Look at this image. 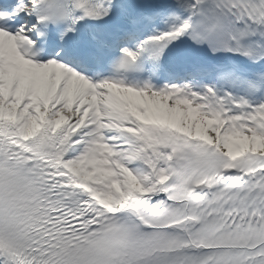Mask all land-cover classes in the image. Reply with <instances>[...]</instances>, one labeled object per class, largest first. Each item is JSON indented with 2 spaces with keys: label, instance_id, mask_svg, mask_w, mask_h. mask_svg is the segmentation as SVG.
I'll return each mask as SVG.
<instances>
[{
  "label": "snow or ice",
  "instance_id": "6c2138e0",
  "mask_svg": "<svg viewBox=\"0 0 264 264\" xmlns=\"http://www.w3.org/2000/svg\"><path fill=\"white\" fill-rule=\"evenodd\" d=\"M0 264H264V0H0Z\"/></svg>",
  "mask_w": 264,
  "mask_h": 264
}]
</instances>
